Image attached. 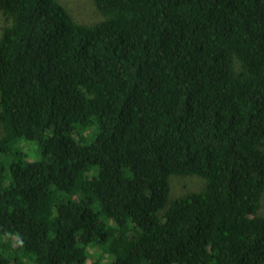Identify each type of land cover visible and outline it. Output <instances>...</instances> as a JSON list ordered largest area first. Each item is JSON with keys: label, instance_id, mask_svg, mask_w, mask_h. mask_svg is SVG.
Listing matches in <instances>:
<instances>
[{"label": "trees", "instance_id": "trees-1", "mask_svg": "<svg viewBox=\"0 0 264 264\" xmlns=\"http://www.w3.org/2000/svg\"><path fill=\"white\" fill-rule=\"evenodd\" d=\"M94 3L0 0V264H264V0Z\"/></svg>", "mask_w": 264, "mask_h": 264}, {"label": "rangeland", "instance_id": "rangeland-1", "mask_svg": "<svg viewBox=\"0 0 264 264\" xmlns=\"http://www.w3.org/2000/svg\"><path fill=\"white\" fill-rule=\"evenodd\" d=\"M79 23L95 25L103 20L102 14L95 6L94 0H58ZM2 17L0 16V24ZM3 127L0 124V134H3ZM25 152L29 154V161L38 159L37 145L25 143L22 145ZM171 192L169 201L182 197L191 192H199L205 188V180L197 175L172 176L170 179ZM260 213L264 215V197ZM111 256L102 248L95 247L90 250V255L85 264H110Z\"/></svg>", "mask_w": 264, "mask_h": 264}]
</instances>
